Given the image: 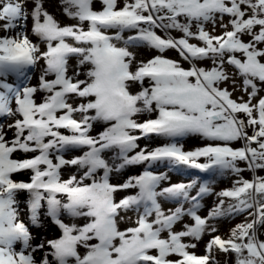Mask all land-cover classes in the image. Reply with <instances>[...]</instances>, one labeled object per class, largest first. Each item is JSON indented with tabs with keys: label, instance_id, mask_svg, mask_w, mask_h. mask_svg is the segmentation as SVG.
Returning a JSON list of instances; mask_svg holds the SVG:
<instances>
[{
	"label": "snow or ice",
	"instance_id": "snow-or-ice-1",
	"mask_svg": "<svg viewBox=\"0 0 264 264\" xmlns=\"http://www.w3.org/2000/svg\"><path fill=\"white\" fill-rule=\"evenodd\" d=\"M0 264H264V0H0Z\"/></svg>",
	"mask_w": 264,
	"mask_h": 264
},
{
	"label": "rangeland",
	"instance_id": "rangeland-1",
	"mask_svg": "<svg viewBox=\"0 0 264 264\" xmlns=\"http://www.w3.org/2000/svg\"><path fill=\"white\" fill-rule=\"evenodd\" d=\"M189 142V141H188ZM245 175H248V173H245ZM221 183H224L223 181H221ZM226 230V227L222 229V231H225ZM199 251V249H198Z\"/></svg>",
	"mask_w": 264,
	"mask_h": 264
},
{
	"label": "bare ground",
	"instance_id": "bare-ground-1",
	"mask_svg": "<svg viewBox=\"0 0 264 264\" xmlns=\"http://www.w3.org/2000/svg\"><path fill=\"white\" fill-rule=\"evenodd\" d=\"M191 143H192V141H189V142H188V144H191Z\"/></svg>",
	"mask_w": 264,
	"mask_h": 264
}]
</instances>
